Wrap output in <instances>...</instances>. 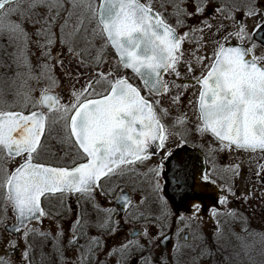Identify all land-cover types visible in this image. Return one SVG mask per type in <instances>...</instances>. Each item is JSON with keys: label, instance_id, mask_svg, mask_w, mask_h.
Masks as SVG:
<instances>
[{"label": "snow or ice", "instance_id": "snow-or-ice-1", "mask_svg": "<svg viewBox=\"0 0 264 264\" xmlns=\"http://www.w3.org/2000/svg\"><path fill=\"white\" fill-rule=\"evenodd\" d=\"M181 66L197 88L187 101L195 120L183 110L190 85L178 82ZM64 81L68 90L56 92ZM0 85V264L234 258L217 259L227 251L219 220L210 239L194 231L195 243L177 226L172 255L154 254L171 242L177 220L191 227L200 219L205 201L215 216L217 203L251 207L256 199L237 196L234 184L214 193L209 185H219L197 167L195 148L199 141L205 156L227 148L264 157V0H0ZM51 141L70 163L41 159ZM256 177L264 186V164ZM54 196L61 209L65 197L76 200L67 227L63 211L44 208ZM222 214L239 224L229 231L251 260L247 240L264 243V232L250 230L240 210ZM125 225L128 235L109 246L104 237L117 238Z\"/></svg>", "mask_w": 264, "mask_h": 264}, {"label": "flooded vegetation", "instance_id": "flooded-vegetation-1", "mask_svg": "<svg viewBox=\"0 0 264 264\" xmlns=\"http://www.w3.org/2000/svg\"><path fill=\"white\" fill-rule=\"evenodd\" d=\"M217 23H219V21H217ZM232 43L236 44L238 42L232 41ZM206 44L208 47L210 46L211 49L212 45H211L210 36L206 41ZM180 72H181V78L180 81L178 82L181 83L188 82L190 85L189 89L186 91V94L183 96V100H184L183 110L187 111L189 116H192V111L191 109L188 108L187 101L190 97H192V94L197 91V88L191 87V82H192L191 74L186 71V66H181ZM198 74L199 73L197 72V75ZM145 95H147V93H145ZM179 111L180 109L178 108H174L173 110L174 114H178ZM192 119L195 120V117L192 116ZM204 143H207V140H205ZM215 147L218 149L219 145H215ZM195 153L201 157V161L197 165V167L212 173L213 179H215L217 181V184L219 185V187H217V185H209V188L214 193H219L221 191V188H224L226 194V186L228 184H234L237 196H244L246 192H248L250 195L251 192H254L256 199L250 200L251 207H249V203H244L243 207H241V201L235 198H232L231 202L228 203L227 205L217 203L215 207L218 210V213L220 214L215 216L212 212L211 199H209L205 201V209L200 213V219L193 218L187 221V223L191 227H184V225H181L179 223L177 224V222L176 224H173L172 239L173 236L176 234L177 226H179L182 229V231L180 232L182 235L181 237L188 235L190 243L196 242L191 239L192 233L194 231L202 233L204 236L210 239L211 236L213 235V229L215 228L217 220H219L220 223L224 226V233L231 234L229 231L230 227H234L236 232H240L241 229L239 224H233V222L228 217L222 214L227 209H237L242 211L249 221L250 230L256 232H264V215H262V212H264V200L260 199V197L264 195V186L261 185V181L256 177V171L259 164H264V157H262L261 153L259 152L251 153L245 151H238L234 149L229 150L227 148H224L223 150H217L214 153H208V155L205 156V153L199 147V141L195 148ZM159 158H160V154L157 151L156 155L150 157L149 163L150 164L155 163L156 161L159 160ZM213 163L215 164V170H213ZM51 164H55V163H51ZM237 165L239 166L240 174L234 176L233 171L235 169V166ZM134 183L135 181L130 179L125 185L128 193L132 196L136 195V193L133 192ZM239 189H242L243 193H240ZM116 195H119V191H117ZM98 199L100 200L101 203H105L103 197H98ZM112 199L114 200L115 196H113ZM44 208H46L45 204H44ZM72 208L75 209L74 206ZM181 212L182 213L186 212L187 215H191V209L181 210ZM226 220L228 221L227 223H225ZM124 227H125V231L119 233L118 238H120L121 236L125 237L128 235L127 229L131 226L125 225ZM93 231L96 234V230L93 229ZM242 235H246V234L242 233ZM172 239L165 250H162L161 248L159 249L162 251L168 250V248H170L172 245L171 244Z\"/></svg>", "mask_w": 264, "mask_h": 264}, {"label": "rangeland", "instance_id": "rangeland-1", "mask_svg": "<svg viewBox=\"0 0 264 264\" xmlns=\"http://www.w3.org/2000/svg\"><path fill=\"white\" fill-rule=\"evenodd\" d=\"M249 26H252V21H249ZM206 51H208L210 53V46L206 48ZM2 86V85H0ZM67 81H64V88L63 89H56V92H60V91H67ZM51 143L54 145L52 147V149L46 150L44 152H42L41 154V159L51 162V163H55V164H63V163H70V161L65 158L64 160H61V157H64V151L61 150V147L59 144H57L55 141H51ZM240 193H243L242 189H239ZM45 206H46V210L49 213H54L57 211H63L64 216L61 218L62 222L65 224V226L67 227L69 220L72 216L71 213L68 212V207L71 206V208L74 206L76 208V200L75 198H71L68 199L67 197H65V202H64V207L63 209L60 208V201L56 198L53 197L51 199V201H45L44 202ZM74 209V208H73ZM3 211V205L2 203H0V212ZM13 217H9L7 223L8 225L12 224L13 221ZM179 223V221L177 220V224ZM49 224V221L47 219H44L43 221V226L45 229H47ZM32 225H30L31 227ZM37 227L39 226L38 224L36 225ZM94 233L93 229L91 230ZM166 231V229H165ZM180 236L181 233H180ZM105 239H107L109 246L119 243L120 240H122L124 237L121 236L120 238H115V239H109L108 237H104ZM177 241V237L176 234L173 236L172 239V245L174 243H176ZM182 243V240L180 241ZM81 243H83V241H81ZM247 243L250 245L254 244V247H252L249 252H250V256H251V260L249 259V256L245 254V250L241 248L240 246V241L236 240V238L234 236H232L231 234H227L224 233V238L221 239V245L223 246V249H227V251H223V255L218 254L217 255V259L218 260H223V256L224 255H230L233 256L234 258L229 262V264H264V243H262L259 239V237H256L255 240H253V238H248ZM168 248V250L166 251H162L160 249H157L155 252V258L157 259V261H159V257L165 255V252H167V255L170 257L172 255L171 253V248ZM48 248H50V245L48 246ZM46 251L48 249H45ZM18 252V257L20 255L19 251ZM37 252H39V248H37ZM238 253V255H236ZM69 258H71V253L68 254ZM105 257L103 254H101L100 259L103 260ZM114 264V262H113Z\"/></svg>", "mask_w": 264, "mask_h": 264}, {"label": "water", "instance_id": "water-1", "mask_svg": "<svg viewBox=\"0 0 264 264\" xmlns=\"http://www.w3.org/2000/svg\"><path fill=\"white\" fill-rule=\"evenodd\" d=\"M13 221H14V220H13ZM13 223H14V222H13ZM11 225H12V224H11ZM11 225H9V226H11ZM167 247H168V245H167ZM167 247H166V248H167ZM166 248H165L164 245L161 246V249H162V250H165ZM0 254H2V253H0ZM15 256L18 257V252L15 253Z\"/></svg>", "mask_w": 264, "mask_h": 264}]
</instances>
